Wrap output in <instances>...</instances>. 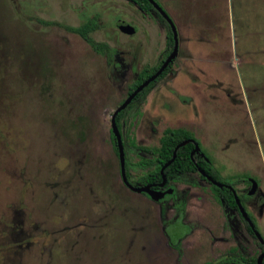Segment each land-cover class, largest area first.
<instances>
[{
	"label": "rangeland",
	"instance_id": "rangeland-1",
	"mask_svg": "<svg viewBox=\"0 0 264 264\" xmlns=\"http://www.w3.org/2000/svg\"><path fill=\"white\" fill-rule=\"evenodd\" d=\"M174 13V74L117 129L129 178L139 189L153 169L131 142L157 149L165 129L186 130L238 193L253 190L246 206L264 239V0H204ZM93 18L89 36L110 47V61L65 30ZM166 51L156 15L126 0H0V264H238L229 258L237 250L259 258L197 173L158 199L123 184L111 118Z\"/></svg>",
	"mask_w": 264,
	"mask_h": 264
},
{
	"label": "trees",
	"instance_id": "trees-1",
	"mask_svg": "<svg viewBox=\"0 0 264 264\" xmlns=\"http://www.w3.org/2000/svg\"><path fill=\"white\" fill-rule=\"evenodd\" d=\"M135 4L142 12L148 14L150 12H153L160 24L165 29V37H166V57L169 55L173 49L174 46V38L173 33L171 30L170 25L167 23V21L160 15V13L154 9L152 4L148 0H128ZM40 23L48 25V22H42ZM99 28V25L96 23V19H89L86 22H84L82 25L78 27H69L66 26L65 30L78 35L80 38H82L90 47L91 49L97 53V54H105V56L108 58V61H110L111 58V49L106 43H97L95 42L89 35L90 33L96 31ZM165 59V58H164ZM160 61V63L154 67L150 68L148 66L142 68L139 73L137 74V77L135 81L132 83V85L128 88V95L130 96L141 84H143L146 80H148L161 66L163 60ZM176 65V60L173 59L171 63L166 67V69L157 76L153 81H151L148 85H146L132 100V102L123 110H121L115 117V125L117 129H120V124L125 116L126 111L129 109V107L138 102L145 100L148 93L153 90L154 87H156L168 74H174L173 67ZM111 139L113 140V146L114 151L118 154V146L117 142L114 138V134L112 133ZM131 146L134 149L141 150L149 155L152 156V159L150 160V166L153 168L152 171H150L147 175L142 177L140 179V183L144 187H155L157 184H161L163 181V176L166 180V186L169 187L170 183L174 181L176 178L185 176L187 174H192L197 172V169H201L207 176H209L210 179L230 186V188H234V185L228 181L227 179L220 176L219 171L214 168L212 163L208 161V159H204L198 154L194 153L196 146H199L198 143L193 139V136L186 130L183 129H166L163 132L162 137L159 141V147L157 149H151L148 147H142L137 146L134 144V142H131ZM123 151H124V158H125V169H126V176L127 179L130 181L128 169H127V152L125 150V146L123 144ZM191 153H194L193 156H191ZM163 175V176H162ZM201 177V176H200ZM202 178V177H201ZM132 186H135V184L130 181ZM211 188L213 191V194L215 198L220 200L226 207L233 209L234 211L238 212L234 195L231 191H229L226 188H217L214 185L211 184ZM239 200L241 204L244 203V198L239 197ZM179 208L181 210L184 209V203H182ZM165 207H161V216L164 217L165 215ZM252 221L253 218L251 217ZM245 224V227L247 228V231L252 235V231L248 224ZM262 248V251L264 252V247L262 245H259ZM175 248H178V245L175 246ZM242 264H258L256 259L254 257H239L237 259ZM262 264H264V259L262 261Z\"/></svg>",
	"mask_w": 264,
	"mask_h": 264
},
{
	"label": "water",
	"instance_id": "water-1",
	"mask_svg": "<svg viewBox=\"0 0 264 264\" xmlns=\"http://www.w3.org/2000/svg\"><path fill=\"white\" fill-rule=\"evenodd\" d=\"M152 6L154 7V9H156L160 15L167 21V23L170 25L172 33H173V38H174V46H173V50L171 51V53L168 55V57L164 60V62L162 63V65L160 66V68L148 79L146 80L143 84H141L127 99V101H125L123 104H121L113 113L112 118H111V124L113 126V132L116 135V137L118 138V143L117 146L119 147V164H120V174H121V178L123 180L124 185L131 191L133 192H137V193H142V192H146L147 191V187H141L139 189H135L133 186L130 185V183L126 180V175H125V162H124V152H123V146L119 140V136H118V132H117V127L115 125V117L116 115L123 110L124 108H126L129 103L135 98V96L146 86L148 85L151 81H153L157 76H159L165 69L166 67L170 64V62L177 56V51H178V43H177V33H176V28L174 26V23L172 22L171 18L169 17V15L160 7V5L155 1V0H148ZM119 30L122 33H125L127 35H131L134 33V29L131 26L128 25H122L119 27ZM209 179V178H208ZM212 184L217 186V187H221V184L217 183L216 181H212ZM148 194L153 197L154 199H158L161 197V194L158 193H153L152 191H149ZM235 201L236 204L242 214V216L244 217V219L252 226V223L247 215V213L243 210L242 206L240 205V202L238 200V198L235 196ZM254 234L256 236V238L259 240L260 243L264 244V240L262 239L261 235L254 230ZM262 257V255L260 256V258Z\"/></svg>",
	"mask_w": 264,
	"mask_h": 264
},
{
	"label": "flooded vegetation",
	"instance_id": "flooded-vegetation-1",
	"mask_svg": "<svg viewBox=\"0 0 264 264\" xmlns=\"http://www.w3.org/2000/svg\"><path fill=\"white\" fill-rule=\"evenodd\" d=\"M126 1H128V0H126ZM130 2V1H129ZM130 3H132V2H130ZM133 4V3H132ZM135 5V4H134ZM136 6V5H135ZM161 7V6H160ZM138 8V7H137ZM139 9V8H138ZM140 10V9H139ZM151 13V12H150ZM146 14V13H145ZM120 26H122V25H126V24H119ZM119 26V27H120ZM129 26V25H128ZM132 27V26H131ZM134 29V31H135V28H133ZM93 33V32H92ZM134 34V33H133ZM173 50V49H172ZM177 53H178V51H177ZM167 57H168V55H167ZM167 57H165V59L167 58ZM164 59V60H165ZM175 60H176V57L174 58ZM164 60H163V62H164ZM162 62V63H163ZM171 63V62H170ZM162 65V64H161ZM160 68V67H159ZM158 68V69H159ZM173 72H174V70H173ZM132 102V101H131ZM130 102V103H131ZM169 129V128H168ZM166 130V129H165ZM164 130V131H165ZM163 131V132H164ZM194 139V138H193ZM195 140V139H194ZM160 141V140H159ZM196 141V140H195ZM197 142V141H196ZM198 143V142H197ZM199 145V144H198ZM123 146V145H122ZM124 152V151H123ZM194 153H196V154H198V156H200V157H202V158H204V159H208L205 155H203L200 151H199V146H196V148H195V152ZM194 153H191V156H193L194 155ZM208 161H209V159H208ZM124 162H125V158H124ZM120 165V164H119ZM213 165V164H212ZM215 168V167H214ZM195 173H197L198 175H199V177H200V179H202L203 181H205L210 187H211V184H212V182H211V180L212 179H210L209 178V176H207L201 169H197V172H195ZM192 174H194V173H192ZM219 174H220V172H219ZM125 175H126V169H125ZM187 175H189V174H187ZM163 176V175H162ZM220 176H221V174H220ZM182 177V176H181ZM222 177V176H221ZM209 178V179H208ZM224 178V177H223ZM177 179V178H176ZM175 179V180H176ZM225 179H227V178H225ZM237 179H244L245 180V182L246 183H248L250 186H251V183L253 184V182L252 181H249V177H246V176H242V177H240V178H237ZM126 180L130 183V181L127 179V176H126ZM174 180V181H175ZM228 181H230L233 185H234V188H230V186H228V185H225V184H221V183H219V184H221V187H217V186H215V187H217V188H226V189H228L229 191H231L232 193H233V195H234V199H235V196L238 198V200H239V197H243L244 198V203H243V205L241 204V202H240V200H239V202H240V205L242 206V208H243V210L247 213V215H248V217H249V219H250V221H251V223H252V226L244 219V217L242 216V214H241V212H240V210H239V208H238V206H237V204H236V206H237V209H238V212H236V211H234L233 209H230V208H228V207H226L220 200V203L222 204V205H224L226 208H228V209H230V210H232V211H234L237 215H238V217L240 218V220H241V222L243 223V226H244V228H245V230H246V232H247V234L249 235V236H251L252 238H254L256 241H257V246H258V248L260 249V251H261V254L259 255V258H257V257H254L255 259H256V261H257V263L258 264H262V261H263V259H264V252L262 251V248L259 246V245H262L263 247H264V244H262V243H260L259 242V240L256 238V236H255V234H254V230L255 231H257L258 233H259V231L257 230V226H256V220H255V218H254V216L248 211V209H247V206H246V201H247V198H248V196L250 195V193L253 191H250L249 193H248V191L245 193V194H240V193H238V191H237V184L236 183H234L233 181H231V180H229V179H227ZM212 181H214V180H212ZM172 183H173V181L170 183V186L169 187H165L166 186V180H165V177L163 176V181H162V183L161 184H157V185H155V187L153 186V187H147L148 188V190H150V191H152L153 193H158V194H161V197L160 198H163L164 196H167L168 194H170V191H171V186H172ZM218 183V182H217ZM124 184V183H123ZM130 185H131V183H130ZM213 185V184H212ZM132 186V185H131ZM126 187V186H125ZM133 187H135V186H133ZM142 187H144V186H142ZM254 188H255V185H254ZM128 189V188H127ZM212 189V188H211ZM131 191V190H130ZM213 192V191H212ZM153 198V197H152ZM217 199V198H216ZM218 200V199H217ZM262 199L259 201V205L260 204H262ZM235 203H236V201H235ZM257 204H258V202H257ZM251 217L253 218V220L254 221H252V219H251ZM244 222L246 223V224H248V226L250 227V229H251V231H252V235L247 231V228L245 227V224H244ZM260 234V233H259ZM261 235V234H260ZM262 237V236H261ZM262 239H263V237H262ZM264 240V239H263ZM168 243H169V245L171 246V247H173V249H175V250H178V248H179V244L178 243H176L174 240H172L171 238H169L168 239ZM178 245V248H175V246H177ZM233 249H231L230 251H232ZM232 255L230 256L229 255V258L230 259H232L233 261H235V262H237L238 264H242V263H240L237 259L239 258V257H249V255H245L244 253H242V252H240V251H232V253H231ZM262 255V257L260 258V256ZM250 257H253V256H250ZM259 259L261 260V261H259Z\"/></svg>",
	"mask_w": 264,
	"mask_h": 264
},
{
	"label": "crops",
	"instance_id": "crops-1",
	"mask_svg": "<svg viewBox=\"0 0 264 264\" xmlns=\"http://www.w3.org/2000/svg\"><path fill=\"white\" fill-rule=\"evenodd\" d=\"M161 1L166 2V5L167 6H166L165 12L168 15H170L169 17H171V20L173 21V23L175 21V18H174V14H175L174 13V10L178 7V5H179V8H181L183 11H185V10H187V7H189L190 5H195V4L199 3V2L200 3H203L204 2V0H161ZM193 7H194V9H193V11H194L196 6H193ZM188 10H190V9H188ZM139 12L141 14H145L141 10H139Z\"/></svg>",
	"mask_w": 264,
	"mask_h": 264
}]
</instances>
